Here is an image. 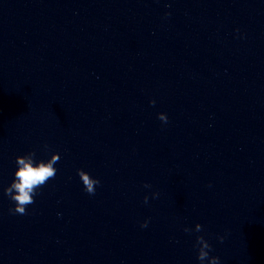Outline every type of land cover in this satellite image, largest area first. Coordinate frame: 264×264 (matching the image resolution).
<instances>
[{"label": "water", "instance_id": "95a60500", "mask_svg": "<svg viewBox=\"0 0 264 264\" xmlns=\"http://www.w3.org/2000/svg\"><path fill=\"white\" fill-rule=\"evenodd\" d=\"M31 150L58 172L14 215ZM197 235L264 264V0H0V264H199Z\"/></svg>", "mask_w": 264, "mask_h": 264}, {"label": "clouds", "instance_id": "9594fccd", "mask_svg": "<svg viewBox=\"0 0 264 264\" xmlns=\"http://www.w3.org/2000/svg\"><path fill=\"white\" fill-rule=\"evenodd\" d=\"M170 15V13L165 14ZM155 104V101H150ZM157 118L163 123L168 122L166 113H158ZM44 150L48 151V145L43 146ZM61 156L58 152H51L50 155L40 156L36 150L27 151L23 154L17 155L13 161L14 171L12 173L11 182L4 187L3 194L13 204L14 207L9 208L11 214H25L27 206L35 202V198L40 195L41 189L51 180L54 179L58 168L56 165L60 161ZM79 181L82 185V190L88 195H94L96 187L100 185V180L91 175L84 169H77L76 172ZM150 187V185H144ZM153 198H156L158 193H153ZM144 202H148V197H144ZM148 221L145 220L140 227L146 228ZM202 231V225L195 224L194 228H184L186 233H199ZM223 241L224 237H219ZM197 255L196 259L199 264H221L218 256L210 255L211 245L204 239L203 236L197 235L194 244Z\"/></svg>", "mask_w": 264, "mask_h": 264}]
</instances>
